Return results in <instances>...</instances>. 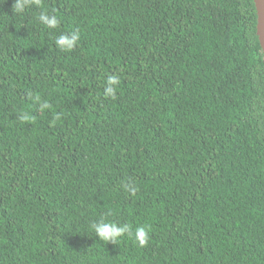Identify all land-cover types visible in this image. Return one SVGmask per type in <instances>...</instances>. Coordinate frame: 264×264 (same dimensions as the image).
Wrapping results in <instances>:
<instances>
[{
	"label": "trees",
	"instance_id": "trees-1",
	"mask_svg": "<svg viewBox=\"0 0 264 264\" xmlns=\"http://www.w3.org/2000/svg\"><path fill=\"white\" fill-rule=\"evenodd\" d=\"M14 3L0 0V264H264L254 1ZM101 218L145 225L148 243L103 241Z\"/></svg>",
	"mask_w": 264,
	"mask_h": 264
},
{
	"label": "clouds",
	"instance_id": "clouds-1",
	"mask_svg": "<svg viewBox=\"0 0 264 264\" xmlns=\"http://www.w3.org/2000/svg\"><path fill=\"white\" fill-rule=\"evenodd\" d=\"M35 3L36 5H41V0H15L13 5L14 12L18 15L23 14L26 7ZM38 21L43 24L46 29L52 30L57 29L60 26V18L56 14L49 15L47 11H42L37 17ZM80 36L78 32H61L56 35L54 40L55 44L61 51H70L75 48ZM118 80L116 77L109 76L107 78V83L104 87L105 96L114 97L115 96V85H117ZM34 104L39 105L38 111L43 114L46 110L52 107L51 103L47 99H43L40 95H35L31 97ZM18 118L23 122L31 121L34 117L29 112H23L19 114ZM61 114L57 113L55 119L59 120ZM132 190H135L134 188ZM91 228L95 231L99 237L105 242H117L122 237L128 236L134 239L139 246L143 247L148 243L149 239V229L145 225H138L133 227L129 223L117 224L115 221L108 220L106 218H101L91 224Z\"/></svg>",
	"mask_w": 264,
	"mask_h": 264
},
{
	"label": "water",
	"instance_id": "water-1",
	"mask_svg": "<svg viewBox=\"0 0 264 264\" xmlns=\"http://www.w3.org/2000/svg\"><path fill=\"white\" fill-rule=\"evenodd\" d=\"M257 13V36L264 54V0H253Z\"/></svg>",
	"mask_w": 264,
	"mask_h": 264
}]
</instances>
